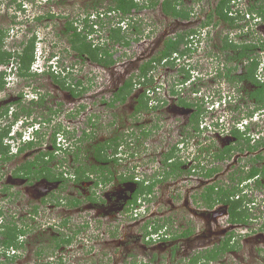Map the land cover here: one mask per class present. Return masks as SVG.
<instances>
[{
  "label": "rangeland",
  "instance_id": "obj_1",
  "mask_svg": "<svg viewBox=\"0 0 264 264\" xmlns=\"http://www.w3.org/2000/svg\"><path fill=\"white\" fill-rule=\"evenodd\" d=\"M92 1L32 0L28 4L19 6L18 1L16 3L0 0V28L6 33L4 48L20 49L18 46L20 41L34 35L40 39H36L38 41L35 44L36 52L47 56L53 54L54 62H57V70H62L59 71V75L56 73L58 78L56 80L51 71L50 74L34 72L37 68L35 63L28 75L21 76L17 71L16 61L12 58L11 60L14 61L12 75L6 77L5 87L0 90V114L4 111V107L8 106V111L0 115V127L11 124V134L21 129L19 119L24 120L26 114L23 109L30 111L31 116L27 115L28 119L35 117L36 120L38 116L43 121L47 119V122L40 124V130L43 131L40 144L17 152L16 156L8 160L0 156L1 224L16 225L25 231L24 235L16 238V240L19 238L16 242L22 241V245H18L16 251L18 256L11 260L0 255V259L5 261L4 264H188L191 256L204 253L208 248L219 243L226 236V232L234 230L235 235L231 239L234 247L223 252L210 264H264V177H260V183H257L256 187L251 186L253 182L243 183L244 192L246 191V200H243V204L249 215L246 225L231 224L226 205L217 203L209 207L200 199V194L207 184L217 183L226 187H232L234 183L236 185L238 174L242 173L241 167L249 159V153L234 151L231 157L224 161L218 163L213 160V151L222 147L231 136L222 128H214L209 124L217 122L219 126L225 124L229 127L233 122L237 123L242 119V123L250 122L251 129L256 131L257 127L254 126L256 123L252 120L258 118L260 123L258 128L264 129V122L261 121L264 120L262 115L264 111H257L249 118L248 113L255 106L253 101L244 97L245 94L239 92L238 86L235 87L224 78L221 68H224L222 59L225 55L220 49L226 36L229 40L239 41L247 34L248 39L259 44L264 43V19L257 17L256 13L253 16L251 13L249 16L244 15L243 20L239 19V25H243L240 31L238 28H229L215 17L211 22H206V14L218 0H178L177 7L183 8L188 13L185 19L163 13L160 2L155 6H149L151 1L146 0L148 6L133 10L129 20L128 17L123 18L118 11H113L109 15H97L90 6ZM103 1L97 12L103 11L109 0ZM255 1L239 0L233 4L231 2V7L233 10L243 11L253 6ZM88 13L91 14L90 21L87 22L92 24L93 28H86L90 29L87 38L93 45H100L112 55L109 59H114L115 62L109 66L81 57L72 47L71 28L68 27L77 26L82 31L86 27L83 18ZM118 23L121 25V33L129 40L128 43H118L112 38V34L110 35L109 28ZM189 30L192 32H189L191 51L188 55L185 58H175L169 63L159 64L150 72L152 84L160 87V91H156L152 98L165 100L162 111L152 110L148 114L129 113L135 102L133 92L139 95V92L144 90L143 85L137 82L125 98V102H115L98 112L97 106L91 105L94 96L96 104L101 95H104L106 100L112 99L111 94L115 87L129 76L135 78L139 73L138 68L159 52L165 39ZM262 53L261 57L264 56ZM10 65L6 66L7 71ZM259 72L264 80V58L260 59ZM188 74L189 79L183 82L182 76ZM77 80L80 83L76 82ZM27 85L29 87L26 88ZM32 87L37 88L46 98L44 102L31 100V90L36 91ZM81 87L87 90L81 92L83 95L78 98V90ZM194 92H200L197 95L200 98H196H199L198 104L202 103L205 109V113L201 116V118L205 116V123H202L203 127L200 130L190 128L189 125L186 128L184 114L181 111L173 113L172 109L175 105L174 95L196 101L193 98ZM218 103L221 105L217 107ZM176 105L178 106L179 102ZM48 106H51L50 109L47 108ZM56 106H59L57 110L54 109ZM212 107L214 108L211 109ZM93 108L97 112V117L94 116L95 120L89 125L88 121L91 119H88V114L92 113ZM11 111H17L22 118L18 116L14 119ZM155 121H158L156 126L153 125ZM65 127L72 130L67 131ZM54 131L58 132L54 134L57 148H59L57 144L59 137L63 139L67 137V141H70L71 145L65 151L62 149L55 151L56 147H52L50 135ZM121 135L123 141L118 143L119 146L113 145L116 138ZM104 140H110L112 143L110 148L105 149L104 154H113L110 159L112 157L116 159L114 164L104 165H108V168L112 167L115 172H120V175L114 177L111 185L117 186L120 177L129 179L139 173V178L149 181L158 177V172L162 168L160 162L164 153L170 148H174V160L182 162L181 168L177 173H171L172 175L156 183L151 196H138L136 202L140 206L135 210V205L133 207L130 205L127 213L123 214L125 218L121 217L122 220L111 221L108 217L101 219L106 225L102 226V231H98L102 233L99 235L98 243L95 241L97 230H94V233L85 232L87 236L78 234L87 237V240L89 237L92 239L87 243L89 248L82 247L80 241L83 242V239H72L65 246L62 242L61 247L55 248L57 243H61L55 238L61 237L58 222H60L59 214L64 209L53 206L48 209L43 208L40 214L29 217L28 212L31 209L26 206V201L21 202L15 195L12 200L13 193L9 187L10 180L7 178L20 162L26 158L31 159L42 146L41 148L45 150L53 151L55 157L62 162L64 166L62 169L68 175L63 185V195L67 199L72 198L73 194L78 195L75 187L82 184L73 178L77 175L75 168L80 166L88 169L98 164L94 159L93 149L95 144ZM3 143H10L8 155L10 152L14 153L18 147L16 137L9 139L8 134L3 138ZM60 144L66 145L64 142ZM39 145L41 146L38 148ZM56 158L49 162L55 167L53 171L57 170ZM213 161L218 164L217 171L207 176L206 168L213 166L211 165ZM84 175L87 176L86 173ZM232 177L235 179L233 180ZM126 183L128 186L122 187L121 195L131 192L135 185L131 179ZM14 184L19 185V183ZM58 186L59 182L56 181L53 187ZM145 196L149 199L143 203ZM119 204L120 202L116 203L117 206ZM141 206L145 207L144 212L139 211ZM77 208L79 206L67 209L71 214L69 223L71 228H75L74 226L80 221L83 222L85 215L87 218L84 222L87 223L88 231L95 228L92 220L94 215H91V212L76 210ZM148 221L156 222L161 231L166 230L175 235L186 229L191 230V233L168 237L166 240H157L155 237L152 242L147 243L144 237V225ZM111 223L114 226V233L110 234L108 230L104 232L103 227L108 229L107 224ZM65 232L70 236L71 229ZM2 238L3 235L0 234V239ZM67 238L65 237L66 240ZM106 238L108 241H105ZM92 242L94 251L90 249ZM4 248L6 249V246ZM201 262L203 259H200Z\"/></svg>",
  "mask_w": 264,
  "mask_h": 264
},
{
  "label": "trees",
  "instance_id": "obj_2",
  "mask_svg": "<svg viewBox=\"0 0 264 264\" xmlns=\"http://www.w3.org/2000/svg\"><path fill=\"white\" fill-rule=\"evenodd\" d=\"M16 1V0H12ZM149 6H155L159 3V0H150ZM103 0H93L90 4L91 8L96 11L97 15H109L110 11H120L123 15L129 16L134 9H140L142 7L148 6L146 0H109L107 3V6L105 9L101 12H97L99 10L100 6L103 4ZM178 0H162L160 2L161 4V10L163 13L172 16L177 17L181 19H185L188 17V13L184 11L183 8H178ZM232 0H218L215 4V6L211 9V11L206 14L207 15V21L211 22V20L215 17L218 18V21H221L225 23L229 28H240L243 27V25H239V19L244 17L241 11H237L236 14L232 13V7H231ZM90 12V11H89ZM254 15L256 13V16L261 17L264 19V0H256L253 6L247 7V12ZM91 14V13H90ZM90 14L88 13L84 18V27L83 30L78 29L77 26H69L68 28H71V36L70 41L72 44L73 49L81 56V57H87L90 60L104 65L109 66L110 64H113L115 62L114 59H109L112 55L108 52V50L102 48L100 45L95 44L88 40L87 33L90 31V29H86L87 27L93 28L92 24L88 23ZM42 18V17H41ZM110 35L112 34V38L117 41L118 43L125 42L128 43L129 40L126 38L124 34L121 33V26H113L109 28ZM6 36V33L4 30L0 28V67L4 66V68H0V90H3L5 87V79L7 74V68L10 63L14 65V61L16 62V66L18 68L19 75L26 76L28 75L30 66L34 59V51H35V36L31 35L25 40H21L17 48V50H11V49H5L4 48V38ZM186 35L185 32H179L175 36H170L167 39L164 40L161 49L159 52L154 55L153 57L149 58L147 61H145L140 68H138L139 73L136 74L137 81L142 84H146L151 82L150 79H148L147 74L149 71L156 65V63H159L160 59L171 56L172 53L177 52L179 54H183L185 52L184 48L182 47L183 44H186ZM225 43L229 44L232 48L239 49V56L244 55L246 56L247 50H249L251 47H255L256 45L253 42H245V39H240L239 41H233L229 40L226 36L224 39ZM19 51V52H18ZM108 57V58H106ZM13 58V60H11ZM257 60L253 59L252 63L250 64V69L253 74H249L250 78L254 76V72L257 69ZM56 73L59 75V73L53 72L52 76L57 80ZM131 77V76H130ZM128 80L124 82L123 85L119 87V90L116 92L114 101L115 102H123L125 101V98L127 95H129L132 91V88L135 86V79L131 77ZM143 79V80H141ZM141 80V81H140ZM80 83V82H78ZM261 87L259 89V92L255 95H251V98L255 99V107L253 110L260 109L264 105V82L261 83ZM18 102V101H17ZM118 102V103H119ZM42 103V102H38ZM155 106V105H154ZM153 106V107H154ZM148 107V101L145 98V93L140 92L138 100L136 102L135 107V113H137L138 110L147 108ZM252 110V111H253ZM8 111V106L4 107V111L1 112V114H4V112ZM25 115H31L29 110H24ZM251 111V112H252ZM12 112V111H11ZM0 114V115H1ZM12 115L14 116V119H17L19 113L17 111L12 112ZM24 115V116H25ZM195 116V115H194ZM198 112L196 113L195 119L197 120ZM22 117V116H21ZM11 124H5L0 127V156L4 160L10 159V155H8V144L3 143V138L9 133ZM194 129H197V125L194 126ZM231 136H235L237 141L240 142L241 138H244L247 142V149H257L260 146L264 147V137L260 139H256V144L251 145L250 144V137L246 136L245 134L247 131H240L237 128H232L230 130ZM58 133L57 131H54L53 134H51V144L52 146L56 147V141H55V135ZM145 133V132H144ZM43 132L40 134L36 142H33V140H29L24 145H22L19 148V151H23L24 149L31 148L35 144H40L43 137ZM116 146L119 144L117 142L114 143ZM111 145L109 144L108 147ZM115 146V150L116 147ZM239 150L243 151L244 146H241L240 144L234 142L233 144H230L228 146H225L223 149H218L215 154V159H223L226 157H230V152L232 150ZM173 151L174 148L166 151L163 155V163L165 166V170H167V167H169V171L167 175H170L171 173H177L178 170L181 168L182 162L180 161H168L170 158L173 157ZM99 150H97L96 153H98ZM42 154L46 155L49 154L48 158H44V156L36 155L33 161L25 162L21 165L20 169H23L24 171H29L32 166H34V171L37 173L39 172L40 175L42 174L43 170L46 171V174L48 175L50 172V169L45 163L52 161L54 159L53 151H42ZM97 158H101L99 154H97ZM255 161L264 160V152L263 150L256 154V156H253ZM116 160V159H115ZM39 165H41L39 167ZM78 168H75V173H77V179L80 178H87L88 176H85L84 171H78ZM217 168L215 166H210L206 168L205 175L210 176L213 174L214 171H216ZM31 171V170H30ZM80 173V174H79ZM260 173L264 177V163L260 164H252L251 169L247 172V174L242 177H240L239 180L247 179L249 177H252L253 175ZM87 174V173H86ZM84 175V177H82ZM165 178V177H164ZM129 179L133 180V177H129ZM157 179L152 181L149 184H144L143 180H140L137 182V187L135 191L133 192V197L130 201L131 203H134L138 196L140 195H149L153 192V187L157 183ZM241 188H237V186L232 187H225L222 185H219L217 183H210L206 185L205 190L200 194V199L203 202V204L209 207H212L213 205H216L217 203H222L228 206V220L231 223H239L241 225H246L248 223V213L246 211V207L243 204V200L245 201L246 197L245 194H240ZM238 195V196H237ZM2 227V230H0V234L3 235V238L0 239V245H2V249L0 250V255H5V246L6 247H18V245H22V242L18 243L16 241L19 240V238L16 240V238L24 234V229L18 228L16 225L11 226V224L8 225V223L4 226H2L0 222V229ZM191 233V230L186 229L184 232L176 234L177 236H184ZM155 235V236H153ZM173 232H169L166 230L161 231V228L156 222H146L144 225V237L148 240V242L152 241L153 238H157L158 240L163 239L166 240L168 237L176 236ZM234 230H230L226 232V236L222 239V242L220 244L214 245L212 248H208L204 253L195 254L194 256H191V258L188 261V264H210V262L214 259L219 258L223 252L233 248V243L231 242V237H233ZM66 242L70 241V238L65 240ZM4 248V250H3ZM6 259H11L6 257ZM200 259H203V262L200 263ZM12 260V259H11ZM10 260V261H11ZM5 262V261H4ZM3 260L0 259V264H4ZM50 264V263H48ZM136 264V263H135Z\"/></svg>",
  "mask_w": 264,
  "mask_h": 264
},
{
  "label": "flooded vegetation",
  "instance_id": "obj_3",
  "mask_svg": "<svg viewBox=\"0 0 264 264\" xmlns=\"http://www.w3.org/2000/svg\"><path fill=\"white\" fill-rule=\"evenodd\" d=\"M241 39H245V42H253L256 46L251 47L249 50H247L246 52V56L244 55H240L239 56V49H235L230 47L229 44L222 42L220 49L221 51L224 53L225 58L222 59V65L224 66L223 68V74H224V78L227 80L228 83H232L234 84V86H238V90H240L239 92H243L245 95L244 97L248 98L249 100H252L254 105H255V99L251 98V95H255L259 92L260 87L262 86L261 83H263V77L261 78V73L258 70V67L260 65V59H263V57L260 56V54L262 53V55H264V43H260L250 40L248 39V35H244L243 37H241ZM164 42V41H163ZM162 42V44H163ZM190 48V47H188ZM256 59L258 64H257V69L254 72V76H252L251 78L249 77V74H253L251 71H249L250 64L252 63V60ZM184 74V73H183ZM264 76V75H263ZM130 77V76H129ZM189 78V74L187 76H182V80H184L183 82H185V80H187ZM129 78L124 79L119 85H117L115 87V89L113 90L111 96L112 99H105L104 95H99L100 97L98 98V102L97 104L95 103L96 99L95 96L92 99V104L93 106H97V112L100 110H104V108L106 107H110L113 105V103H115L114 98L116 92L119 90V87L121 85L124 84V82L126 80H128ZM76 82H79V80H77ZM33 89H35L34 87H32ZM37 92L35 93L36 96L32 95V97H34L32 100H34L35 102H44L45 101V97L42 96L38 89H35ZM87 88H83L81 87L78 90V98L82 97V93L83 91H86ZM237 90V91H238ZM72 92V94H75L73 92V90H70ZM200 93V92H199ZM104 94V93H103ZM140 94V92H139ZM264 94V91H263ZM135 95L134 98V104L132 109L129 111L130 114L135 113V107H136V102L138 100L139 95L138 94H134ZM194 96V93H193ZM146 100L148 101V107L147 108H143L137 111L136 114L141 113V112H146V114L150 113L152 110H160L162 111L164 105L165 100H155L153 101V98L148 97L145 95ZM194 98V97H193ZM174 100H175V105L172 107L173 109V113L177 112V111H181V113H183L184 115V124L187 126L186 128H188V125L190 126V128H194L195 125H197V128L202 127V125L205 123L204 122V117L201 118V116L205 113V109L204 106L199 105L198 103H196V101H191V100H187L184 99L182 96L178 97L176 95H174ZM196 100V98L194 99ZM119 102V101H118ZM125 102V101H123ZM121 102V103H123ZM154 102V103H153ZM179 102V105L177 106L176 103ZM155 105V106H154ZM82 107H85L84 104H81ZM154 106V107H153ZM51 106H48L47 108L50 109ZM175 107V108H174ZM255 107V106H254ZM54 108V107H53ZM59 106H56L54 109H58ZM179 108H181L179 110ZM92 109V107H91ZM254 109V108H253ZM252 109V110H253ZM95 108H93L92 113L88 114V119L90 118L91 121H88L89 125H92L94 119V116L97 117V112L94 111ZM102 110V111H103ZM251 110V111H252ZM165 111V110H164ZM257 111H264V105L260 108V109H256L253 110L252 112L248 113V117H252V114H254ZM198 112V116H197V120L195 119L196 117V113ZM261 112V113H262ZM69 113V112H67ZM195 115V116H194ZM264 115V112L263 114ZM31 116V115H29ZM24 118H26L27 121L31 120L32 123L35 121H39L41 123H45L47 122V119H44V121L38 116L36 117H30V119L27 118V115L24 116ZM201 118V119H200ZM242 120V119H241ZM264 122V120H263ZM203 123V124H202ZM158 121H155L153 123V125H157ZM222 130L226 131L230 136L232 135L230 132V128L229 127H221ZM65 129L68 130H72L69 127H65ZM254 131L251 129V131H248L245 135L250 137V144L251 145H255L256 144V137L255 136ZM258 134V133H257ZM51 136V135H50ZM233 137V139L231 138ZM230 140H228L226 143H224L222 145V147L217 148L215 151H213V160L215 161H224L225 159L229 158H223V159H215L214 158V154L218 149H223L225 146H228L230 144H233L234 142L240 144L241 146H244V150L243 151H239V150H232L230 152V157H231V153L234 151H238V152H246L249 153V159L245 162V164L241 167V174H238V180L237 183L234 186H237V188H241L244 189L242 186L243 182H253L251 183V186H255L257 183H260V177L262 176L260 173H257L255 175H253L252 177H249L247 179H243V180H239L240 177H242L243 175L245 176L247 174V172L251 169L252 164H260V163H264V160L260 161V163H258V161L254 160L253 156H256L257 153H259L260 151L263 150L264 152V147L260 146L257 149H251L248 150L246 145L247 142L244 138H241L240 142L237 141L235 136H231ZM119 138V140H117ZM118 138H116L115 142L117 141V143H120L123 141V135L119 136ZM12 139V138H10ZM38 139V137L36 139H33V142H36ZM78 139H80V136L78 137ZM106 141V143H104ZM68 142V141H67ZM69 145H71L70 141L68 142ZM255 143V144H254ZM25 143H21L20 147L22 145H24ZM111 145L112 143H110V140H104L102 143H98L94 145V159L95 161L98 162V164L96 163V165H92L90 166L88 169H83L80 166L76 167L79 170L78 171H84L87 173V178H80L77 179V175H75L74 180L75 181H80V183L82 184H78V186H76V190L78 192V195H74L72 196V198L67 199L66 196L63 195V185L64 182L67 180L68 175H66V171H64L62 168H64V166L62 165V162L59 161L55 155H54V159L56 158L58 163H55V166L57 168L56 171H53L55 169L54 165H50L49 162L45 163V165H47L50 169L49 174H46V171L43 170L42 174L40 175L39 172H35L34 171V166H32V168L29 171H24L21 168V165L24 164L25 162L28 161H33L36 155H40V156H44V158H48L49 154H42V151H46L44 148H41L42 146L39 145L37 146L39 148L38 153H36L34 156H32L31 159L26 158L23 162H20V165L17 166V168H14L13 173H11L9 175V178H7V180H10V190L12 191L13 195L11 196L12 200H14V195L17 196V198L22 202V201H26V206L28 208L31 209V211L28 212V216L29 217H34V214H40L41 209H45V208H50L53 206L57 207L59 209H64V211H62L60 215V222H58V227L60 228V234L61 237L58 238L56 237L55 239H59L58 241L61 243H57V245H55L54 247H61V244L63 242L64 246L66 245V239L65 237H68L67 235L65 236V232H63V230H66L65 228L68 226L69 230L71 229V232L73 231L71 226H70V220H71V214H69L70 212H68V208L72 207H76L79 206V208H77L76 210H80V211H87V212H91V215H94V217H92L93 219V223L95 228H91L88 231V228H86L87 223L84 222L85 219L87 218V215L84 216L83 218V222H79L74 226L77 228V230L79 231V233L85 234V232L90 233L93 232L94 230H97V233L95 231V241L98 243L99 242V235H102V233H98L99 230L102 229L103 225H106L105 222H101V219L103 220L104 218H109L111 221L115 220H122V216L123 218L124 215L126 214L128 209H129V205L131 204V199L133 196V192H128V194L124 193L121 195V191H123L124 186H128V184L126 182H129V179H124V178H119V180H117V186L116 185H111V183L114 180V177L116 175H120V172H115L114 169H112V167L108 168V165H104L105 163H111L114 164L115 158L111 156V154L106 155L104 153L105 149L108 147V145ZM114 145V143H113ZM112 146V145H111ZM19 147V148H20ZM53 147V146H52ZM95 147L96 150H99L98 153L95 152ZM10 148V145H8V149ZM19 148L17 149V152H22L19 151ZM110 148V147H108ZM61 148H57L55 149V151L60 150ZM10 151V150H9ZM65 151V150H64ZM183 151V149L181 150ZM16 152H10V158L13 156H16ZM54 154V153H53ZM97 154H99V156L101 157L100 159L97 158ZM116 154V152H115ZM251 154V156H250ZM169 160L175 161L174 157L170 158ZM215 161L212 162L211 165L215 166L218 165ZM51 162V161H50ZM60 162V163H59ZM162 163V162H161ZM250 164V165H249ZM41 165H39L40 167ZM169 167L167 168V170H163V174L165 176H170L167 175L168 171H169ZM217 171V170H216ZM215 172V171H214ZM213 172V173H214ZM74 176V175H73ZM84 177V176H82ZM263 177V176H262ZM116 178V177H115ZM232 179L234 180L235 178L232 177ZM58 181L59 182V186L54 188L53 184ZM14 183L19 185H15ZM63 183V184H62ZM126 183V184H123ZM121 184L123 186H121ZM233 185V184H232ZM241 185V187L239 186ZM84 189H86L87 191H85ZM132 190H135V187L132 188ZM72 194V193H71ZM65 197V198H64ZM122 198V201H120ZM15 202V201H13ZM16 202H18V200H16ZM15 202V203H16ZM84 202V204H83ZM120 202V204L117 206L116 203ZM17 204V203H16ZM34 210H33V209ZM43 209V210H44ZM66 209V210H65ZM121 212V213H120ZM48 213V212H47ZM105 214V215H104ZM116 217V218H115ZM49 223V222H48ZM96 224H98L96 226ZM93 225V224H92ZM108 225V229H105V227H103L104 232H107L112 234L114 233V226L113 224H107ZM102 231V230H101ZM76 235H78V232L76 233ZM87 236V234H85ZM89 237V236H88ZM107 237V236H106ZM234 237V236H233ZM231 237V239L233 238ZM224 238V237H223ZM222 238V239H223ZM81 239H86L87 237H81ZM146 239V238H145ZM94 240V239H93ZM92 241V239L89 237V240H87V242ZM105 241H108V239L106 238ZM146 242L148 243V240L146 239ZM152 242V241H150ZM222 242V240L217 243L220 244ZM216 245V244H215ZM90 249H93V251L95 250L94 248V244L93 242L91 243Z\"/></svg>",
  "mask_w": 264,
  "mask_h": 264
},
{
  "label": "clouds",
  "instance_id": "obj_4",
  "mask_svg": "<svg viewBox=\"0 0 264 264\" xmlns=\"http://www.w3.org/2000/svg\"><path fill=\"white\" fill-rule=\"evenodd\" d=\"M9 1H12V0H9ZM16 1H18V5L20 6V5H24V4H28L30 1H32V0H16ZM16 1H12V2H16ZM162 0H159V2H161ZM239 2V0H232V4L233 3H235V2ZM17 3V2H16ZM236 8H238V7H236ZM135 10V9H134ZM133 11V10H132ZM237 11H241L240 9H238V10H232V13L233 14H236V12ZM111 12H113V11H110V13ZM118 12H120V11H118ZM242 12V14L243 15H248L249 16V13H245V12H247V9H244L243 11H241ZM121 13V12H120ZM121 15H123L122 13H121ZM131 15V14H130ZM124 16L123 15V18L124 17H128L129 18V20H130V18H131V16ZM251 16H253L252 14H251ZM35 17V16H34ZM36 17H38V15H36ZM258 17V16H257ZM122 18V19H123ZM259 18H261V17H259ZM241 20H243V18L241 19ZM118 25L119 26H121L119 23H118ZM114 26H117V25H114ZM240 31H242V27H240V28H238ZM189 32H192V30H189L188 32H185V35H188V36H186V44H183V48H184V50H185V52L181 55V54H179V53H177V52H174V53H172V55L171 56H167V57H164V58H162V59H160V61H159V63H156V65L149 71V73L147 74V77H148V79H150L151 80V82H149V83H146V84H142V83H139V81H137V78H136V75H135V83L137 82L138 84H142L143 85V87H144V90H142L141 92H143L144 91V93H145V95L146 96H148V97H151L152 98V95L156 92V91H160L159 89H160V87H157V86H155V85H153L152 84V77H151V74H150V72L157 66V65H159V64H162V63H169L170 61H172V60H174L175 58H185L187 55H188V53L191 51V48H188V47H190L189 46V43H190V39L191 38H189ZM237 35V34H236ZM36 39L37 40H40V39H38V38H36L35 37V41H36ZM36 43H38V41H36L35 42V44ZM37 51V49L35 48V51H34V59H33V62H32V64H31V66H30V69H31V67H32V65L33 64H35V63H37V65H36V69H35V71L34 72H36V73H42V74H45V73H49L50 71L51 72H58L59 73V71H61L62 72V70L60 69L59 71L57 70V68H56V64H57V62L55 63L54 62V55L53 54H51V55H45V54H43V55H41V52H39V53H37L36 52ZM19 52V51H18ZM37 54L39 55L40 54V56H37ZM162 61V62H161ZM11 64V63H10ZM10 68H9V70L7 71V74H6V77H10V75H12V67H13V65L11 64L10 66H9ZM16 68H17V66H16ZM16 68H15V70H16ZM30 69H29V72H30ZM7 70V69H6ZM223 70V68H221V72H223L222 71ZM258 70H259V67H258ZM17 71H18V69H17ZM33 72V73H34ZM14 75H16V73L14 74ZM13 75V76H14ZM189 79V78H188ZM141 80H143V79H141ZM140 80V81H141ZM186 81V80H185ZM264 82V81H263ZM26 88L27 87H29L28 85L27 86H25ZM37 91H32L31 90V95H35V93H36ZM174 92V91H173ZM199 94V92H194V98H196V97H199V96H197ZM233 95V94H232ZM32 97V96H31ZM207 97V96H206ZM34 97H32L31 98V100L33 99ZM200 98V97H199ZM199 98H196V103H198V99ZM153 101H155L154 99H153ZM154 103V102H153ZM201 105L203 106V104L201 103ZM221 105V103H218V105H217V107L218 106H220ZM214 107H212L211 109H213ZM20 118H22V117H20ZM249 118H251V117H249ZM24 120H21V119H19V121H20V127H21V129H17L16 130V133H13V134H11V132L12 131H10L9 133H8V137H9V139L10 138H12V137H16V143H17V145H18V147L16 148V153H17V149L20 147V144L21 143H26V142H28L29 140H33V139H36L37 137H39L40 136V134L43 132V131H41L40 129H41V125L40 124H42L41 122H39V121H34L33 123H32V121L31 120H29V121H27L26 120V118H23ZM252 121H254L256 124L254 125V126H256L257 127V130L256 131H254L253 133H254V135L255 136H253V137H256V139H260V138H262V137H264V129L261 127V128H258V126H260V123H259V120H258V118L257 119H254V120H252ZM261 121H263V120H261ZM263 123V122H262ZM209 125H211V127H214V128H221V127H226L225 126V124H221V126H219V124L217 123V122H211V124H209ZM207 126V125H206ZM202 127H203V125H202ZM202 127H199V128H197L198 130H200ZM228 127V126H227ZM229 128H230V130L232 129V128H237V129H239L240 131H251V125H250V122H243L242 123V120L240 119V121H237V123L236 122H233V124H231L230 126H229ZM258 133V134H257ZM62 142H64V144H66L65 146H62L60 143H62ZM8 144H10V143H8ZM57 144H58V146H59V148H61L62 150H66L67 149V147L69 146V143L67 142V137L66 138H62V137H59V140H58V142H57ZM119 146V145H118ZM171 149V148H170ZM170 149H168V150H170ZM167 150V151H168ZM168 161H172V160H168ZM162 162V163H161ZM160 163H161V170H159V172H158V177H156V178H153V179H151L150 181L149 180H146V179H141V178H139L138 176L140 175V173L139 174H134V175H136L135 177H133L134 179L133 180H131V181H133L134 183H135V185H134V187H135V189H136V187H137V182L138 181H140V180H143V183L144 184H149V183H151L152 181H154V180H158L157 181V183L159 182V181H161V180H163L164 179V177H166L164 174H163V170L165 169V166H164V163H163V161H161ZM168 168V167H167ZM154 172H155V170H154ZM153 172V173H154ZM144 177H145V175H143ZM243 183H247V182H243ZM243 183H242V186H243ZM223 186V185H222ZM226 187V186H225ZM241 187V186H240ZM135 191V190H134ZM133 190H131V192H134ZM154 191V190H153ZM153 193V192H152ZM246 194V191L244 192V189H241V192H240V194ZM141 196V195H140ZM146 196H151V194H149V195H146ZM145 196V197H146ZM238 196V195H237ZM246 196V195H245ZM133 197V196H132ZM148 199H149V197H146L145 199H143V203H145L146 201H148ZM246 200V199H245ZM132 202V201H131ZM222 204V203H221ZM130 205H132V207L135 205V210L140 206V204L139 203H137L136 201L134 202V203H131ZM129 205V206H130ZM225 205V204H224ZM227 206V205H226ZM227 208H228V206H227ZM140 210L139 211H143L144 212V210H145V207L144 206H141L140 208H139ZM227 213H228V211H227ZM0 214H1V211H0ZM229 216V215H228ZM2 220H0V222H1ZM48 224H50V223H48ZM232 224V223H231ZM233 224H237V223H233ZM66 230H63V232H65V231H67V229L69 230V228H68V226L65 228ZM74 229V230H73ZM72 230V232H71V234H69L70 236H68V238H70V241H72V239L73 240H77V239H79V240H82L81 239V236H78V235H76V233L78 232V234H80L79 233V231L77 230V228L75 227V228H73ZM73 234H75L74 235V237L76 238H73ZM21 235H24V234H21ZM67 234H66V232H65V236H66ZM153 236H155V235H153ZM67 238V239H68ZM158 238V237H157ZM154 239V238H153ZM158 240V239H157ZM19 242H22L21 240L19 241ZM67 243V242H66ZM71 243V242H70ZM69 243V244H70ZM80 243H82V247L83 246H86L87 248H89L88 247V245H87V240L86 239H83V242L82 241H80ZM1 250V249H0ZM18 250V247H6V249H5V255H4V257L6 258V257H8V258H11L12 260L14 259V257H17L18 255L16 254V251ZM1 258H2V256H1ZM4 261V260H3Z\"/></svg>",
  "mask_w": 264,
  "mask_h": 264
},
{
  "label": "bare ground",
  "instance_id": "obj_5",
  "mask_svg": "<svg viewBox=\"0 0 264 264\" xmlns=\"http://www.w3.org/2000/svg\"><path fill=\"white\" fill-rule=\"evenodd\" d=\"M52 73V72H51ZM50 74V73H49Z\"/></svg>",
  "mask_w": 264,
  "mask_h": 264
},
{
  "label": "built area",
  "instance_id": "obj_6",
  "mask_svg": "<svg viewBox=\"0 0 264 264\" xmlns=\"http://www.w3.org/2000/svg\"><path fill=\"white\" fill-rule=\"evenodd\" d=\"M248 16V15H247Z\"/></svg>",
  "mask_w": 264,
  "mask_h": 264
}]
</instances>
